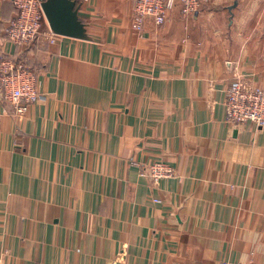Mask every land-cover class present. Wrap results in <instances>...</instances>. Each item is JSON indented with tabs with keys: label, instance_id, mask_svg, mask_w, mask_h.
Listing matches in <instances>:
<instances>
[{
	"label": "crops",
	"instance_id": "1",
	"mask_svg": "<svg viewBox=\"0 0 264 264\" xmlns=\"http://www.w3.org/2000/svg\"><path fill=\"white\" fill-rule=\"evenodd\" d=\"M75 1L85 38L20 47L0 0V59L43 94L24 115L0 95L4 264H264V128L224 107L236 76L264 88V0H177L141 30L132 0ZM156 161L175 175H141Z\"/></svg>",
	"mask_w": 264,
	"mask_h": 264
},
{
	"label": "built area",
	"instance_id": "2",
	"mask_svg": "<svg viewBox=\"0 0 264 264\" xmlns=\"http://www.w3.org/2000/svg\"><path fill=\"white\" fill-rule=\"evenodd\" d=\"M45 0H13L18 14L9 23L6 36L15 45L27 47L32 42H57L60 34L50 26L45 28L43 2ZM208 0H180L182 15L189 17L196 13ZM134 28L141 30L147 19L162 25L175 8L177 0H132ZM0 95L12 104L16 115H24L30 106L43 98L38 90L37 75L22 58L6 55L0 59ZM227 121L234 127L252 122L264 128V88L251 84L242 76H236L226 89L224 101ZM141 175L154 184L173 177L175 172L167 163L139 165ZM158 201V199H155ZM0 264H4L0 256ZM220 264H229L226 261Z\"/></svg>",
	"mask_w": 264,
	"mask_h": 264
},
{
	"label": "water",
	"instance_id": "3",
	"mask_svg": "<svg viewBox=\"0 0 264 264\" xmlns=\"http://www.w3.org/2000/svg\"><path fill=\"white\" fill-rule=\"evenodd\" d=\"M42 7L55 33L75 38L86 37V27L79 18L75 0H45Z\"/></svg>",
	"mask_w": 264,
	"mask_h": 264
},
{
	"label": "rangeland",
	"instance_id": "4",
	"mask_svg": "<svg viewBox=\"0 0 264 264\" xmlns=\"http://www.w3.org/2000/svg\"><path fill=\"white\" fill-rule=\"evenodd\" d=\"M209 2H210V0H208L206 3H204V4L200 7V9H201V8H204L205 6H207V5L209 4ZM200 9H199V10H200ZM181 15H182V13H181ZM133 16H134V14H133ZM189 17H191V16H189ZM182 18L185 19V18H187V17L184 16V15H182ZM154 163H164V161H156V162H154ZM154 163H151V164H154ZM151 164H149V165H151ZM149 165H148V166H149ZM167 165H169V164H167ZM169 166L172 168V170H173V172H174V170H175L174 167H172L171 165H169Z\"/></svg>",
	"mask_w": 264,
	"mask_h": 264
},
{
	"label": "trees",
	"instance_id": "5",
	"mask_svg": "<svg viewBox=\"0 0 264 264\" xmlns=\"http://www.w3.org/2000/svg\"><path fill=\"white\" fill-rule=\"evenodd\" d=\"M17 9V8H16ZM17 14H18V11H17ZM44 21H45V19H43V24H44Z\"/></svg>",
	"mask_w": 264,
	"mask_h": 264
}]
</instances>
